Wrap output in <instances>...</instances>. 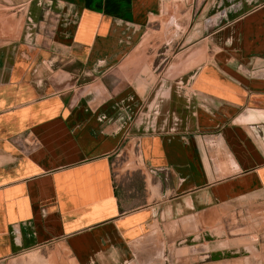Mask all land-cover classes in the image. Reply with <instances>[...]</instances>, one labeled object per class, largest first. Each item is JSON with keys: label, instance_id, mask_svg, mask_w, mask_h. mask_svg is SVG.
<instances>
[{"label": "crops", "instance_id": "obj_1", "mask_svg": "<svg viewBox=\"0 0 264 264\" xmlns=\"http://www.w3.org/2000/svg\"><path fill=\"white\" fill-rule=\"evenodd\" d=\"M171 1L0 0V264H264V0Z\"/></svg>", "mask_w": 264, "mask_h": 264}, {"label": "rangeland", "instance_id": "obj_2", "mask_svg": "<svg viewBox=\"0 0 264 264\" xmlns=\"http://www.w3.org/2000/svg\"><path fill=\"white\" fill-rule=\"evenodd\" d=\"M171 3L175 6L180 5L178 0H172ZM179 8V7H178ZM179 32V31H176ZM160 34H164L160 32ZM176 34V33H175ZM179 34V33H178ZM242 233V232H240ZM246 234L236 235L234 238H238V242H246ZM162 240V238H160ZM160 240V241H161ZM162 242V241H161ZM155 264H178V260L175 261L169 253L162 254ZM3 264H73L72 256L65 250L63 246H60L57 243H51L46 246L35 248L30 251L23 252L16 256H13Z\"/></svg>", "mask_w": 264, "mask_h": 264}]
</instances>
